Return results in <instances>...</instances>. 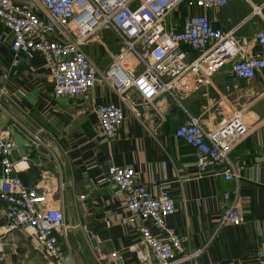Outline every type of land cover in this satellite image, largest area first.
<instances>
[{"label": "crops", "instance_id": "1", "mask_svg": "<svg viewBox=\"0 0 264 264\" xmlns=\"http://www.w3.org/2000/svg\"><path fill=\"white\" fill-rule=\"evenodd\" d=\"M208 15L214 27L233 33L241 50L264 56V46L256 42L257 33L264 29V0H232ZM97 39L85 50L105 71L111 56L101 42L108 48V40L100 32ZM11 42L0 19V127L13 138V130L23 135L45 154L32 160L17 150L19 176L24 185L46 193L49 206L63 210L64 225L58 236L72 264H142L139 255L145 252L144 243L128 227L123 194L104 181L110 165L132 167L138 181L153 193L162 188L170 191L177 209L167 224L183 237L186 247L204 248L201 264H258L264 257V69L252 79L237 78L232 72L236 58L232 59L183 101L208 130L226 121L235 109L245 108L250 132L231 150L240 174L239 181H233L214 171L200 174L194 150L175 136L187 113L168 96L141 107V117L125 108L116 135L97 144L103 136L93 107L119 104L114 89L101 80L91 89L89 103L80 96L57 99L52 73L39 52L28 55L17 73L4 80L12 58ZM104 52L109 61L102 58ZM190 54L197 56L194 51ZM233 82L236 87L227 91L226 85ZM237 187L245 221L219 226ZM83 193H89V198L80 199ZM225 193H230V200ZM4 225L0 215V264H50L24 229L7 233Z\"/></svg>", "mask_w": 264, "mask_h": 264}, {"label": "built area", "instance_id": "2", "mask_svg": "<svg viewBox=\"0 0 264 264\" xmlns=\"http://www.w3.org/2000/svg\"><path fill=\"white\" fill-rule=\"evenodd\" d=\"M231 1L0 0V19L12 36L11 63L3 78L7 80L17 73L28 55L39 52L52 73L53 95L57 99L80 96L89 103L96 83L107 82L116 92L119 104L93 107L103 136L96 143L102 145L104 139L116 135L124 121L125 108L141 117V107L168 96L185 109L183 101L235 58L232 72L237 78L252 79L264 69L263 55L244 52L232 32L214 27L210 20L209 10L224 8ZM106 26L117 37L119 48L112 55L110 52L112 60L101 71L85 46L98 41L99 31ZM256 42L264 46V29L257 33ZM192 51L197 56L192 57ZM235 87L233 82L225 88L230 91ZM244 109H235L213 130L205 127L201 117L185 109L187 121L176 128L175 136L192 147L201 175L214 171L227 180L239 181L231 150L250 132ZM16 153L14 138L0 127V215L5 219V231L24 229L32 246L50 264H72L58 236L64 225L63 210L49 206L46 193L24 185ZM104 181L115 184L123 194L128 227L140 234L144 243L145 252L139 255L142 264H201L199 257L204 248L186 247L183 237L167 224L177 209L168 189L151 192L128 166L110 165ZM233 193L235 197L219 226L245 221L239 209V187ZM89 196L83 193L80 199ZM224 198L230 200V193H225ZM150 225L160 234H154ZM258 264H264V257Z\"/></svg>", "mask_w": 264, "mask_h": 264}, {"label": "water", "instance_id": "3", "mask_svg": "<svg viewBox=\"0 0 264 264\" xmlns=\"http://www.w3.org/2000/svg\"><path fill=\"white\" fill-rule=\"evenodd\" d=\"M14 142L17 146V150L21 156L30 157L32 160H36L39 156H45L40 150H38L31 142H29L23 135L13 130ZM32 151L34 155L32 156ZM90 237L92 235L90 234ZM92 243L96 246V242L92 239ZM114 264V263H111Z\"/></svg>", "mask_w": 264, "mask_h": 264}, {"label": "rangeland", "instance_id": "4", "mask_svg": "<svg viewBox=\"0 0 264 264\" xmlns=\"http://www.w3.org/2000/svg\"><path fill=\"white\" fill-rule=\"evenodd\" d=\"M108 31H109V29L106 26L103 29H101L99 32L102 33V35H104L105 38H107V40H108V45L107 46L111 50V55H112V54L117 52V50L119 48V44H118L117 37L112 32H110V31L108 32ZM108 53L110 54V51H107V54ZM102 58L105 61H109V58H108V56L106 55L105 52L103 53ZM111 60H112V57H111ZM111 60H110V62H111Z\"/></svg>", "mask_w": 264, "mask_h": 264}]
</instances>
